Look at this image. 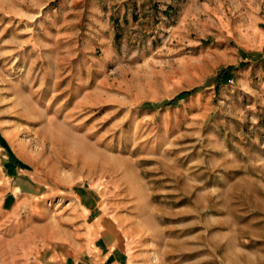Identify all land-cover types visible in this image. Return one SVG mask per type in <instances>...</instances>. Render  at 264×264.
<instances>
[{
    "label": "rangeland",
    "instance_id": "obj_1",
    "mask_svg": "<svg viewBox=\"0 0 264 264\" xmlns=\"http://www.w3.org/2000/svg\"><path fill=\"white\" fill-rule=\"evenodd\" d=\"M62 175L142 264H264V0H0V197Z\"/></svg>",
    "mask_w": 264,
    "mask_h": 264
},
{
    "label": "crops",
    "instance_id": "obj_2",
    "mask_svg": "<svg viewBox=\"0 0 264 264\" xmlns=\"http://www.w3.org/2000/svg\"><path fill=\"white\" fill-rule=\"evenodd\" d=\"M70 178L59 176L55 186L67 192L53 207L41 187L25 183L14 202L0 197V264H142L123 220L87 202L93 187Z\"/></svg>",
    "mask_w": 264,
    "mask_h": 264
},
{
    "label": "trees",
    "instance_id": "obj_3",
    "mask_svg": "<svg viewBox=\"0 0 264 264\" xmlns=\"http://www.w3.org/2000/svg\"><path fill=\"white\" fill-rule=\"evenodd\" d=\"M238 70L237 67H228V68H224L222 69L217 76H215L213 79H211L213 84H216V87H219L220 83L223 84L225 82H229L233 77H234V73ZM198 89L189 91V92H183L180 95H178V97H176L173 100H167L164 101L161 105L162 106H173L176 105L177 102H179V100H182L188 96H190L191 94H194L195 92H197Z\"/></svg>",
    "mask_w": 264,
    "mask_h": 264
}]
</instances>
